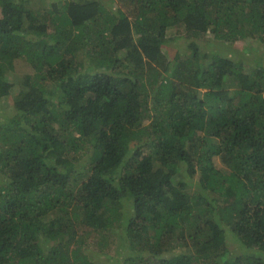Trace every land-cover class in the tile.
<instances>
[{
    "label": "trees",
    "instance_id": "1",
    "mask_svg": "<svg viewBox=\"0 0 264 264\" xmlns=\"http://www.w3.org/2000/svg\"><path fill=\"white\" fill-rule=\"evenodd\" d=\"M45 4L0 0V264H264V57L220 47L264 0Z\"/></svg>",
    "mask_w": 264,
    "mask_h": 264
},
{
    "label": "rangeland",
    "instance_id": "2",
    "mask_svg": "<svg viewBox=\"0 0 264 264\" xmlns=\"http://www.w3.org/2000/svg\"><path fill=\"white\" fill-rule=\"evenodd\" d=\"M46 2V7L50 5V0H45ZM47 9V8H45ZM210 37V39H214L213 38V34L210 32L208 33V38ZM184 40L183 39H180L179 42L182 43ZM214 41H217L214 39ZM175 42L176 43H179L178 40L177 41H172L168 47H166L165 49L167 50V54L170 55V56H173L175 51H176V47H175ZM221 43V42H220ZM226 48H230L232 49L231 50V54L233 56L234 59H239L240 57H243V58H254V57H259V56H263L264 57V44L262 42H260L259 40H256V39H250V38H246V39H243V40H238L236 42L233 43V46H229V45H223V44H220V47H225ZM247 47H250L251 49H246ZM225 53L224 54H229L230 52H228L226 49L224 50ZM236 51L238 52V54H233V52ZM32 70H30L31 72ZM15 72L16 74L17 73H26L27 72V69H25L20 63H18V65H16V71L15 69L12 70V68H9L8 70H6L4 72L5 76L7 78L10 79V81H14V75H15ZM29 72V71H28ZM235 79L231 76H227L225 79H224V88H231L235 85ZM18 87L20 88V82H18ZM16 89H18L16 87ZM16 92H12L10 94V96H7L5 98L2 99V101L0 102V122L2 121H5V119L7 120V117L9 116V114L11 113L12 109H11V106H12V103H13V96L15 95ZM3 108V109H2ZM215 163L218 167H221L223 165V160L221 159L220 156H217L216 157V160H215ZM182 166L185 167L184 164H182ZM181 166V167H182ZM188 167L186 166V169L184 170V172L182 174L178 173L176 175V178L175 180L176 181H179V178L182 177V179H184L186 182H188V186H187V191L191 194L194 193V185L193 183H197V178H193V177H190L188 176ZM193 178V179H192ZM191 185H193L194 187H192ZM224 227L227 229V233H228V238H229V244H231L232 246V249L234 250V233L233 231L229 228V226L227 227L225 224H224ZM98 240V239H97ZM234 240V241H233ZM118 243V241H117ZM95 252H97V250L99 249V246H96L94 248ZM107 254H109V252H107Z\"/></svg>",
    "mask_w": 264,
    "mask_h": 264
}]
</instances>
